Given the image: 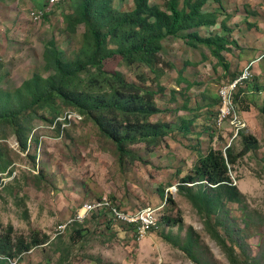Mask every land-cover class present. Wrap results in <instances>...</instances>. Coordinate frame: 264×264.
Segmentation results:
<instances>
[{
    "label": "rangeland",
    "instance_id": "1",
    "mask_svg": "<svg viewBox=\"0 0 264 264\" xmlns=\"http://www.w3.org/2000/svg\"><path fill=\"white\" fill-rule=\"evenodd\" d=\"M100 1L111 11L133 8V0H96L93 8ZM166 1L150 4L163 6ZM43 2L0 0L2 92L14 94L35 75L50 76L45 51L53 44L65 60L80 52L86 26L71 31L73 20L66 15L81 0L48 5L35 19L32 13ZM204 11L220 14L216 26L199 30L202 36L228 34L236 42L222 53V62L207 47H190L181 37L163 41L157 75L137 63L126 65L117 54L103 62L106 74L118 72L158 91L156 102L163 112L149 120L165 123L167 135L157 144L130 146L134 160L120 163L115 142L87 116L61 131L48 128L53 118L49 109L38 111L25 123L26 149L10 127L0 126V175L17 172L6 185L0 183V235L6 236L11 225L13 240L40 242L19 257L0 256V264H264V0H209ZM253 62L251 78L238 86L236 105L248 126L242 133L254 136L258 145L228 167L242 199H224L205 221L180 189L200 183L182 179L210 149L231 147L239 154L244 148L242 133L233 138L229 125L218 127V95ZM100 80L84 85L83 92L108 93ZM54 107L59 113L71 109L60 101ZM123 119L110 117L121 130ZM185 120L193 121L186 135L180 131ZM101 197L129 210L159 208L158 227L140 236L108 211L76 217L86 203Z\"/></svg>",
    "mask_w": 264,
    "mask_h": 264
},
{
    "label": "trees",
    "instance_id": "2",
    "mask_svg": "<svg viewBox=\"0 0 264 264\" xmlns=\"http://www.w3.org/2000/svg\"><path fill=\"white\" fill-rule=\"evenodd\" d=\"M95 1L81 0L75 11L66 15L68 20H73L69 24L71 31L79 24L86 26L83 45L76 57L63 59L53 44L45 51L47 69L52 71L50 76L35 75L14 94L0 90V126L11 128L23 149H26L28 139L23 136L25 123L43 109L50 110L53 118L48 124L53 123L67 112L59 113L54 107L60 101L71 108L68 111L81 114L83 120L87 116L102 134L115 142L120 163L125 158L134 160L137 156L130 146L139 142L157 144L167 135L169 127L165 123L149 120L163 112L156 102L158 91L129 82L118 72L106 74L102 69L103 62L117 54L126 65L137 63L157 75L163 41L168 37H181L193 48L198 45L207 47L221 62L224 60L222 53L229 50V45L236 44L228 34L209 37L200 34V29L216 26L219 20V12L204 11L209 0H167L163 6L150 4V0H133V8L129 11H111L102 1L93 8ZM48 5L49 0H45L37 10H45ZM221 23L220 26L228 32L225 22ZM113 42L118 45L111 47ZM225 68L227 70L229 66L225 65ZM98 79L105 80L108 93L97 96L83 92L84 85ZM123 89L128 91L122 93ZM218 100L220 104L219 97ZM234 101L237 102V92ZM117 114L124 118L122 130L110 120L111 115ZM131 117L133 122L129 120ZM192 123V120H185L181 133L186 135L188 125ZM241 136L244 148L239 154H235L231 147L226 149V156L223 151L210 149L199 158L194 172L182 179L183 183H200L191 187L180 186V189L205 221L219 210L224 199L233 202L242 199V194L229 177L228 167L257 147L258 142L252 135L242 133ZM6 169H3L4 173ZM170 200L173 201L172 198ZM124 226L136 232L134 226ZM13 231L10 225L6 236L0 235V256L5 259L19 257L40 244L38 239L31 242L24 238L13 240ZM222 243L225 245L224 240Z\"/></svg>",
    "mask_w": 264,
    "mask_h": 264
},
{
    "label": "built area",
    "instance_id": "3",
    "mask_svg": "<svg viewBox=\"0 0 264 264\" xmlns=\"http://www.w3.org/2000/svg\"><path fill=\"white\" fill-rule=\"evenodd\" d=\"M61 1L65 0H49V7H52ZM46 10H35L32 14L35 19H38L45 14ZM254 63L255 62L250 63L244 69L240 77H238L232 83L224 85L219 91L220 105L217 110V124L220 129L226 125H229L232 132L234 133L233 138L238 137L240 133H242L248 127L245 119L237 108V105L234 101V96L237 92L238 86L251 78L250 69ZM82 121L83 116L81 114L74 111H67L62 116L56 118L53 123L48 124V128L53 127L56 129L60 125L61 131H63L65 128L72 125V123L78 124ZM16 173L17 172H15L12 177H9V173L1 174L0 183L2 185H6L8 181L12 180L16 176ZM158 209L159 208L156 207L146 206L137 210H129L127 208L121 207L119 203L114 202L109 197H101L86 203L81 208V210H78L79 214L76 217L78 219H83L94 211H108L113 220L123 225L134 226L136 232L140 236H144V234L158 227L160 222Z\"/></svg>",
    "mask_w": 264,
    "mask_h": 264
}]
</instances>
